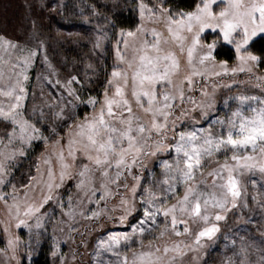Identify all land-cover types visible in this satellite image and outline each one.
Returning <instances> with one entry per match:
<instances>
[{
  "label": "snow or ice",
  "instance_id": "snow-or-ice-1",
  "mask_svg": "<svg viewBox=\"0 0 264 264\" xmlns=\"http://www.w3.org/2000/svg\"><path fill=\"white\" fill-rule=\"evenodd\" d=\"M133 11L139 23L134 29H119L115 62L102 93L89 95L85 101L80 96L84 84L77 76L63 83L56 80L53 87L60 86L67 96L61 95L59 101L48 105L58 109L51 122L42 109L34 121L37 110L32 108L29 114L26 103L29 69L41 58L52 67L44 41L38 39L36 31L35 47L0 35V98H6L0 99V122H5V136L0 137V185L9 172L7 162L17 153L24 155L25 146L32 141H51L55 155V161L52 154L43 161L48 165L46 181L41 174L23 186L35 189L43 183L47 191L39 201H29L27 191L24 201H19L15 185L13 193L0 192V200L10 215L14 210L15 227L28 228L30 233L33 226L28 220L34 217L35 227H43L37 214L53 199L67 217L61 223H67L69 231L76 230L71 222L77 215L95 220L119 209L117 223L128 225L130 230L109 232L99 240L97 257L109 252L117 258L114 264H185L188 253L202 247L203 239H212L220 231L219 222L238 206L246 193L240 178L256 171L264 178V94L229 97L225 107H229V100L236 102L230 114L216 118L207 128L178 130L185 118L195 123L192 113L199 111L207 117L215 109L217 85L212 83L211 90L207 83L198 86V78L208 81L210 77L247 73L264 90V48H256L258 41H264V0H195L189 10H174L169 0H135ZM31 25L37 28L35 21ZM206 30L214 33L211 42H205ZM103 38H97V47ZM221 43L234 50L231 64L218 61L214 54ZM4 65L8 66L7 75ZM196 90L199 99L191 94ZM78 103L87 104L92 111L79 117L75 112ZM64 126L67 131H63ZM162 152L174 153L171 162L162 161L163 178L144 185L138 173L145 160ZM211 159H215V166L206 169ZM53 163L59 167V183L55 182ZM66 178L76 180L78 192L75 204L69 194L64 210V202L54 196V190ZM113 198H118V203L109 210ZM134 213L138 219L131 223L129 217ZM192 224L203 226L194 232ZM10 227L3 229L8 238L0 252L7 255L10 251L20 264L16 253L21 237ZM146 236L152 237L147 245ZM184 237H191L192 242ZM241 254L238 264H252L247 248L242 247ZM60 259L63 264L64 258ZM256 264H264V254Z\"/></svg>",
  "mask_w": 264,
  "mask_h": 264
},
{
  "label": "rangeland",
  "instance_id": "rangeland-1",
  "mask_svg": "<svg viewBox=\"0 0 264 264\" xmlns=\"http://www.w3.org/2000/svg\"><path fill=\"white\" fill-rule=\"evenodd\" d=\"M21 2L19 18L25 17L26 21L29 22L28 27L20 29L19 33H14L6 27L8 25L0 24V35L17 41L22 46L35 47L37 38L33 37V32L36 31L38 32V39L44 41L48 60L52 67L49 68L41 58L29 69L27 82L29 96L26 103L29 114L32 108L37 110L36 115L32 116L34 121L39 118V111L42 109L48 117V122H51L54 119L52 113L58 109H50L48 105L59 101L61 95L67 96V93L63 92L60 86L53 87L56 80L63 83L70 76H77L84 84L80 96L85 101L89 95L98 96L102 93L104 82L115 62V41L118 38L119 30L113 31L111 21L107 18H99L98 15L101 14L97 12L92 14V19H83L73 23L59 20L52 25L49 18L50 13H58L62 9L64 0H21ZM9 11L8 15L4 13L5 19L0 13V22L8 23L6 18H11L14 9ZM32 21L37 24L35 30L32 28ZM51 25L53 26L52 30L49 29ZM98 37H104L100 40L99 47L96 46ZM212 39H214V33L211 30H206L205 42H211ZM76 47L86 49L85 55L81 60L76 58V61H71L68 57L69 48ZM16 54L18 53H14L13 56ZM128 55L131 56V50H129ZM5 58L7 59V56ZM217 60L219 61V59ZM3 67L7 75L8 66L4 65ZM205 83L209 85V90H211L210 85L212 83L217 85L215 109L210 110L207 117L200 116L199 111L192 113L191 115L196 118L195 123L191 118H185L178 130L192 129L194 126L207 128L216 118H223L230 114L231 109L236 106V102L229 100V107H225L224 101L229 97L241 94L256 96L264 94V90L257 86V81L250 79L247 73H238L235 76L229 74L210 77L208 81L198 78V86ZM75 86L80 87L79 85ZM191 94L199 99L198 90ZM91 111L90 106L82 103H78L75 108V112L81 118ZM246 114L250 113L246 112ZM56 122L59 123V121ZM38 126L43 125L38 124ZM63 131H67L66 126H64ZM47 134L45 131V135ZM3 136H5V122H0V137ZM0 148H3L2 144H0ZM52 148L51 141L46 144L43 140H34L30 146H25L24 155L17 153L13 159L7 162L9 172L5 177V183L0 185V192L6 195L13 193L12 185H15L18 190L17 199L19 201H24L23 193L25 191L28 192L29 201L32 199L39 201L47 191L43 183L36 185L35 189L23 186L29 185V181L33 177L39 179L41 174H43L44 181L48 179V165H45L43 161L50 154L55 161ZM173 156L174 153L162 152L156 157L146 159L143 170L138 173L142 176V183L147 185L153 179H162V161L169 160L171 162ZM209 159L206 158V161ZM219 160L222 163L223 157L220 156ZM213 166H215V159L206 163V169ZM53 170L56 173L55 182L59 183V167L55 163H53ZM240 179L246 193L241 197L238 206L227 213L225 220L219 222L220 231L212 239H203L202 247H199L195 252L188 253L185 257V264H230V262L231 264H238V261L243 258L242 247L247 248L248 259L252 264H256L259 257L264 254L261 251L264 250V178L256 171L245 173ZM32 183L35 184V181ZM75 184V179L66 178L64 184L59 189L54 190V196L63 200L64 210L67 209L69 194H72L73 203H76L78 190ZM120 191L122 192L123 189L121 188ZM182 191L181 188L180 192L182 193ZM253 196L256 197L255 200H253ZM245 201L247 202L246 207L244 206ZM11 203V195H8V204ZM116 203H118V198L111 199L108 209H112ZM90 207L95 208L96 206L90 205ZM120 214V210L117 209L115 213L106 212L95 220H86L77 215L76 219L71 222L76 230L69 231L68 224L61 223V221H66L67 217L63 215V210L58 206L56 199H53L45 204L40 213L37 214L42 218L43 227L39 229L35 227L34 217L28 220L29 224L33 226L30 233L28 228L21 226L18 229L15 227L14 210L10 215L4 201L0 200V249L6 247L8 238L3 229L5 225H11L10 231L19 235L22 241L16 253L20 264H34L41 255L48 259L49 264H62L61 256L64 258L63 264H100V261H103L104 264L111 261L114 264L117 258L112 253L102 252L99 257L96 256L97 242L105 239L109 232L130 230L128 225L117 223ZM129 219L131 223H136L138 214L134 213ZM190 226L195 232L203 225L192 224ZM61 228L64 230L60 231ZM149 239L152 237L146 236L145 245ZM183 239L188 243L192 242L191 237H184ZM56 244L59 245L58 248L55 247ZM131 247L135 248L137 245ZM54 250L57 252L56 256L52 255ZM128 254L131 256L130 251ZM0 264H16V260L12 259L10 251L7 255L0 252Z\"/></svg>",
  "mask_w": 264,
  "mask_h": 264
},
{
  "label": "trees",
  "instance_id": "trees-1",
  "mask_svg": "<svg viewBox=\"0 0 264 264\" xmlns=\"http://www.w3.org/2000/svg\"><path fill=\"white\" fill-rule=\"evenodd\" d=\"M20 2L21 0H0V13L3 19H5V14H9V10L14 9L13 15L11 14L10 16L11 18H6L8 23L3 21L0 24L8 25L6 27L14 33H19L29 25V22L26 21L23 15V18H19V8H21L19 5H22V2ZM134 3L135 0H64L62 9L58 13H50V23L53 25L59 20L73 23L83 19H92V14L97 12L101 14L98 15L99 18H107L111 21L112 25L113 23L115 24V27H113V31L115 32L120 28L134 29L139 23L137 13L133 11ZM194 3L195 0H169V6L174 10H189L194 7ZM52 25L49 26L50 30L53 28ZM82 47L69 48L70 53L68 57L71 61H76V58L81 60L84 57L86 49ZM256 48L257 50L264 48V41H258ZM215 55L219 60L224 59L233 62L234 50L232 47L222 43L216 48ZM34 264H49V261L41 255Z\"/></svg>",
  "mask_w": 264,
  "mask_h": 264
}]
</instances>
